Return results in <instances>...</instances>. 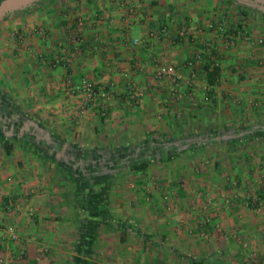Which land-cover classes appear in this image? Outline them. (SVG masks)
Listing matches in <instances>:
<instances>
[{
  "label": "crops",
  "instance_id": "1",
  "mask_svg": "<svg viewBox=\"0 0 264 264\" xmlns=\"http://www.w3.org/2000/svg\"><path fill=\"white\" fill-rule=\"evenodd\" d=\"M40 1L0 19V264H163L174 262L181 249L198 250L163 242L175 234L168 230L169 220L163 229H145L148 218L156 222L162 200L150 195L145 172L122 162L126 151H178L180 145L185 150L191 142L209 141L213 126L238 132L243 119L235 115L244 104L251 107L247 140L264 147V42H256L264 39V31L247 27L253 42L236 37L227 47L207 28L225 17L221 0H126L137 6L133 15L127 3L121 5L124 0ZM184 24L190 34L181 38ZM230 25L226 22L225 28ZM164 26L167 35L160 32ZM77 29L80 44L69 40ZM200 49L209 55L187 66ZM160 55L181 74V99L153 78V59ZM211 59L218 61L214 83L205 73ZM84 79L110 91L104 115L95 107L77 113L79 97L71 83ZM130 84L143 91L134 105L127 100ZM190 120L203 132L159 145L153 139L159 128L190 125ZM98 156L109 157L103 159L107 167L95 164ZM162 182L167 186L169 179ZM99 195L105 213L98 220L92 201ZM176 200L180 213L173 216L175 222L188 217L192 205L182 193ZM20 205H31L35 215L28 216ZM204 214L195 213L194 221H202ZM210 215L213 221L222 217L216 209ZM231 217L240 221L234 211ZM11 221L19 234L15 246L5 237ZM239 224L264 239L252 219ZM43 247L46 251L40 252ZM257 248L264 262V240ZM18 249L25 251L24 261H16ZM202 260L185 262L208 264Z\"/></svg>",
  "mask_w": 264,
  "mask_h": 264
},
{
  "label": "rangeland",
  "instance_id": "2",
  "mask_svg": "<svg viewBox=\"0 0 264 264\" xmlns=\"http://www.w3.org/2000/svg\"><path fill=\"white\" fill-rule=\"evenodd\" d=\"M46 1L51 2L52 0ZM221 1L224 4V18L227 23L236 24L237 21H243L245 28L260 26V32L264 31V23H261L264 21V13L252 11L247 18H244L238 13L236 3L228 4ZM41 3L43 1H38L34 6ZM59 3L66 4L65 0H60ZM254 105L257 107L259 103H254ZM239 111L240 113L235 116L240 115L243 124H238L237 135L243 137L238 141H230L226 136L229 135V132L222 130L221 126L217 129L213 126L215 132L212 131L208 134L209 141L201 139L196 143L191 142L190 148L182 149V151L170 149L169 159L161 158L160 151H126L127 158H123V163L126 164L144 156L152 157L143 179L151 196L154 193H157L156 196L160 195L162 210L157 213L155 223L154 219L149 220V218L144 222L145 229L149 231L150 225L154 229H163L165 221L169 220L168 230L175 234L167 241L166 238H163V242L171 243L178 249L191 245L198 249L193 252L181 249L180 252H177L178 259L175 257L174 262L169 261V263L164 262L163 264H186L185 261L189 258L203 259L209 264H251L253 262L264 264L262 252L259 250L260 254H257V247H262L264 239L241 230L242 227L239 224L252 219L255 224L253 229L260 228V235L261 231H264L262 230L264 229V199H258L260 194H264V147L259 145L258 141L252 145L253 143L247 140L248 129L245 119L248 117L251 107L244 104ZM168 129L164 132L159 128L153 132V139H156L158 145L203 132V130L197 129L192 121L190 125H186V123L185 125L171 124ZM232 129L230 128L228 131L233 132ZM133 141L136 142L137 139ZM203 145L205 146L198 150ZM166 179H169V182L165 183L167 186H163L162 181ZM170 183H174L173 186ZM179 183L183 186H178ZM132 184L134 185L132 187L135 188L137 183L132 182ZM179 193H182L192 205L191 210L187 211L188 217L183 215L184 217L180 218L181 222L178 216V220L175 222L176 219L173 216L176 217L177 213H180L176 200ZM165 194L174 199L171 209H168L163 200ZM206 199H210V202H207ZM226 199H229V202H226ZM215 209L224 219L228 217L232 221L227 219L223 221L222 217L220 221H213L211 218L213 216L210 214ZM193 211L195 213L205 211L202 221H194L195 213ZM233 211L240 221H233L234 218L231 217ZM250 228L252 226H249L248 230ZM156 240L162 241L161 239ZM109 241L114 245V240L110 239ZM133 243L135 242L133 241ZM147 255L149 256V254ZM163 255L167 259L168 253H163ZM216 261H220V263Z\"/></svg>",
  "mask_w": 264,
  "mask_h": 264
},
{
  "label": "built area",
  "instance_id": "3",
  "mask_svg": "<svg viewBox=\"0 0 264 264\" xmlns=\"http://www.w3.org/2000/svg\"><path fill=\"white\" fill-rule=\"evenodd\" d=\"M127 3L128 5V13L129 14H135L136 13V5L135 3H131L130 1L124 0L121 5H125ZM78 25L81 26L82 22H78ZM226 19L222 17L219 20L210 21L207 24V28L211 31H213L218 39L223 42L227 47L232 45L234 43V40L236 37H242L245 40H249L253 42V37L246 34V31L238 30L236 32L228 33L226 32ZM161 34L167 35L168 29L166 26L160 29ZM178 34L181 38L186 37L190 34V29L188 24H184L178 31ZM151 35H154V32L152 31ZM69 40L71 43L74 44H80L83 41L82 34L79 29L73 31L69 35ZM140 40L134 39L133 44H139ZM256 42L262 43L264 42V39L262 37L256 38ZM209 55L208 51L206 49H200L194 53V55L187 61L186 65L189 67H193L196 62L201 61L204 56ZM154 62V72H153V78L160 83L161 85L165 84V86L168 89V92L174 96L176 99L182 98V93L179 90V84L181 82V74L178 72V69L176 65L172 63L166 62L163 57L156 56L153 59ZM218 67V61L211 59L208 63V68L205 70V73L212 72L214 69ZM124 76H127V73H124ZM72 84V92H75L79 100L76 104V110L77 113L82 115L87 111L90 107L99 108L101 110V114H105V108H106V101L110 98L111 93L109 90L106 89L105 85L103 83H100L98 81L94 80H82L80 84ZM142 90L135 86V84H130L127 92V100L128 103L131 105H134L138 103L139 98L142 95ZM0 195H3L2 189L0 187ZM164 202L167 204L168 209L172 208V205L174 203V199L168 195L165 194L163 196ZM207 202H210V199H206ZM226 202H229V199H226ZM11 205V203H9ZM18 209L22 210L24 209L26 213L30 216L35 215V208L31 205H20ZM208 221V218H206ZM182 222V220H181ZM5 237L7 241L10 243H17L19 241V234L17 232V228L15 223L12 221L8 223V225L5 228ZM46 251V248L40 249V252ZM26 258L25 251L23 249H18L15 259L24 261ZM15 264V263H14ZM251 264H259L258 262H253Z\"/></svg>",
  "mask_w": 264,
  "mask_h": 264
},
{
  "label": "trees",
  "instance_id": "4",
  "mask_svg": "<svg viewBox=\"0 0 264 264\" xmlns=\"http://www.w3.org/2000/svg\"><path fill=\"white\" fill-rule=\"evenodd\" d=\"M2 1L3 0H0V4H1ZM223 1H225L228 4L236 3L237 9H238V13L244 18H247L249 16V14L252 12L251 7H249V6L245 5V4H242V3H239V2H235L234 0H223ZM238 30H241V31L246 30L245 29V25H243V21H237L236 24L230 25V27H228L226 29V32L232 33V32H236ZM207 68H208V64L206 66V69ZM206 76H207L209 82L214 83L216 78H217V76H218V67L216 69H214V71H212V72H207ZM228 129H230V128H228ZM228 129H227V131H228ZM232 130H233V132L229 131V135H232L231 138H228L230 141H238V140H240L241 137H243V136H240V135L239 136H235V134L237 133V132L235 133L236 128L232 129ZM237 131H239V129ZM260 133H264V131L261 130ZM180 146L176 147L178 149V151L182 150V148ZM5 149L9 150V145L8 144L5 145ZM160 154H162L161 158L169 159V151H160ZM97 159L98 160L95 162V164H98L99 166L107 167L108 164L106 165L105 164L106 161H104V160H108L109 157L102 158V157L98 156ZM115 159H117V158H115ZM150 159H152V157L147 158V157L144 156V157L139 158V160H137V161H134V162L132 161V163H130V164H126V163H123V162H122V164H124V166H126L127 168L138 169V170H140L142 172H145L147 170L148 166H149ZM105 173H109V170H108V172H105ZM110 177H111V175L109 176V178ZM94 199L96 201L95 200L92 201V204L94 203L93 204V207H94L93 211H94V214H96V216L98 217V220H99V219H102V215H103V213H105V209H104V207H102L104 205V203H103V199L104 198H102L101 195H99V196H95ZM258 199H260V200L264 199V194H260ZM78 204H80V203H78ZM80 205H82V204H80ZM85 205L90 207L89 204H85ZM196 264H200V263H196ZM220 264H222V263H220Z\"/></svg>",
  "mask_w": 264,
  "mask_h": 264
},
{
  "label": "water",
  "instance_id": "5",
  "mask_svg": "<svg viewBox=\"0 0 264 264\" xmlns=\"http://www.w3.org/2000/svg\"><path fill=\"white\" fill-rule=\"evenodd\" d=\"M40 0H3L0 4V19L16 11L24 10Z\"/></svg>",
  "mask_w": 264,
  "mask_h": 264
},
{
  "label": "flooded vegetation",
  "instance_id": "6",
  "mask_svg": "<svg viewBox=\"0 0 264 264\" xmlns=\"http://www.w3.org/2000/svg\"><path fill=\"white\" fill-rule=\"evenodd\" d=\"M238 1L239 3L245 4L252 9L259 10L264 12V0H234Z\"/></svg>",
  "mask_w": 264,
  "mask_h": 264
}]
</instances>
